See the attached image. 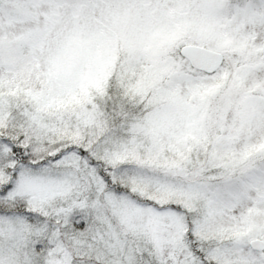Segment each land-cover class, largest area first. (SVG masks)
<instances>
[{"label":"snow or ice","instance_id":"snow-or-ice-1","mask_svg":"<svg viewBox=\"0 0 264 264\" xmlns=\"http://www.w3.org/2000/svg\"><path fill=\"white\" fill-rule=\"evenodd\" d=\"M235 23L202 18L169 52L199 88L232 57L244 103L214 136L181 107L150 112L148 77L85 73L74 37L29 53L0 25V264H264V175L236 183L264 161V0Z\"/></svg>","mask_w":264,"mask_h":264},{"label":"rangeland","instance_id":"rangeland-1","mask_svg":"<svg viewBox=\"0 0 264 264\" xmlns=\"http://www.w3.org/2000/svg\"><path fill=\"white\" fill-rule=\"evenodd\" d=\"M259 0H0V25L23 35L26 52L47 53L57 42L74 37L90 53L83 71L103 77L126 67V78L150 80L149 91L164 93L149 101L150 112L181 107L214 136L239 123L244 96L231 87L232 57L224 56L220 80L210 88L181 84L173 75L169 52L175 42L193 38L202 18L227 35L238 10ZM252 13L257 14L255 9ZM248 25L241 20L243 30ZM202 77H196L201 79ZM173 93L174 95H169ZM264 175V161L238 173L237 187Z\"/></svg>","mask_w":264,"mask_h":264},{"label":"water","instance_id":"water-1","mask_svg":"<svg viewBox=\"0 0 264 264\" xmlns=\"http://www.w3.org/2000/svg\"><path fill=\"white\" fill-rule=\"evenodd\" d=\"M223 62V61H222Z\"/></svg>","mask_w":264,"mask_h":264}]
</instances>
